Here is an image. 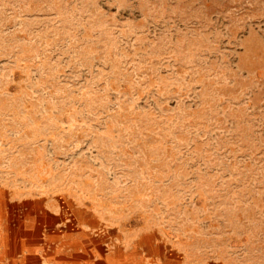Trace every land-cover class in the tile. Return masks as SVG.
<instances>
[{
  "label": "rangeland",
  "instance_id": "1",
  "mask_svg": "<svg viewBox=\"0 0 264 264\" xmlns=\"http://www.w3.org/2000/svg\"><path fill=\"white\" fill-rule=\"evenodd\" d=\"M7 196L99 256L264 264V0H0Z\"/></svg>",
  "mask_w": 264,
  "mask_h": 264
},
{
  "label": "crops",
  "instance_id": "2",
  "mask_svg": "<svg viewBox=\"0 0 264 264\" xmlns=\"http://www.w3.org/2000/svg\"><path fill=\"white\" fill-rule=\"evenodd\" d=\"M56 219L43 220L38 201L0 197V264H186L180 252L171 260L167 248L155 252L138 243L99 256V243L85 242V229L59 231Z\"/></svg>",
  "mask_w": 264,
  "mask_h": 264
}]
</instances>
